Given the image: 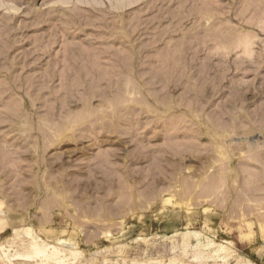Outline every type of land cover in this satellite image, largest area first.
Instances as JSON below:
<instances>
[{"label": "rangeland", "instance_id": "1", "mask_svg": "<svg viewBox=\"0 0 264 264\" xmlns=\"http://www.w3.org/2000/svg\"><path fill=\"white\" fill-rule=\"evenodd\" d=\"M172 261L264 264V0H0V264Z\"/></svg>", "mask_w": 264, "mask_h": 264}, {"label": "bare ground", "instance_id": "2", "mask_svg": "<svg viewBox=\"0 0 264 264\" xmlns=\"http://www.w3.org/2000/svg\"><path fill=\"white\" fill-rule=\"evenodd\" d=\"M226 249V248H225ZM42 252H45V251H42ZM174 261L176 262V260L174 259ZM174 261H172L173 262V264H176Z\"/></svg>", "mask_w": 264, "mask_h": 264}]
</instances>
